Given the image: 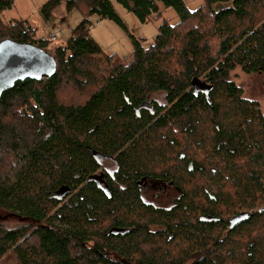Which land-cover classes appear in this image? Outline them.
Listing matches in <instances>:
<instances>
[{"label": "trees", "instance_id": "16d2710c", "mask_svg": "<svg viewBox=\"0 0 264 264\" xmlns=\"http://www.w3.org/2000/svg\"><path fill=\"white\" fill-rule=\"evenodd\" d=\"M14 1L0 0V40L45 50L48 34L36 36L24 20L4 25L1 13ZM201 1L195 9L184 0L42 5L46 20L62 4L82 19L54 45L51 76L0 93V208L23 222L0 224V259L11 252L20 264H264V110L230 79L237 67L264 74V0ZM114 4L142 24L160 7L178 20L164 19L146 47L131 37L132 53L121 59L89 35L104 19L126 29ZM62 85L70 90L60 99ZM152 93L164 94V104ZM145 102L152 110L137 116ZM203 147L208 153L197 154ZM195 175L217 193L192 184ZM145 179L178 194L158 205L161 192L146 196L138 185Z\"/></svg>", "mask_w": 264, "mask_h": 264}, {"label": "rangeland", "instance_id": "374dc122", "mask_svg": "<svg viewBox=\"0 0 264 264\" xmlns=\"http://www.w3.org/2000/svg\"><path fill=\"white\" fill-rule=\"evenodd\" d=\"M46 1L47 0H15L9 10L1 13V17L5 26H8V22L11 21L12 23L20 20L26 21L28 25L34 29L36 36L49 34L54 26L59 25L62 29L60 40L49 43L47 48H45V52L52 55L54 54V45L58 42H64L69 37L72 33V29L75 28L81 21L82 16L78 10L66 12L62 4L55 8L51 13L50 19L46 20L40 12L42 5ZM184 2L190 9H195L202 3L201 0H184ZM113 8L126 29H123L111 20L104 19L98 21L97 23H93V25L89 28V35L92 36L105 54L115 55L121 59L128 58L132 53L133 43L131 37L139 40L141 44L146 47L153 42V39L157 34L158 26L164 19L169 20L171 24L177 22L178 20V16L172 9H163V7H160V15L153 16L149 22L142 24L131 12L126 11L121 6L114 4ZM205 27L207 29L209 28L207 25ZM216 44V40H214L212 46ZM172 68L178 67L173 65ZM230 79L242 89L243 97L245 99L258 102L261 109L264 110V74H245L237 67L230 72ZM67 90L70 89L65 87V85L61 86L59 93L60 99L68 96H65V94H67ZM149 99L159 105L164 104V94L162 93H152L149 95ZM210 147L211 146L208 144V148ZM193 148L194 147L191 149ZM197 150V154L199 155L208 153L205 147L197 148ZM189 154L192 155V157H196L192 152H189ZM104 164H106L108 168L111 167L107 161L104 162ZM195 177L193 178L194 180L192 184L200 182L207 189V193L211 195H215L217 193V186L214 182L210 181V179H203L198 175H195ZM145 189H147V187ZM168 193L170 196L178 194L177 191L174 190L167 191L166 194ZM155 203L158 205H169L171 201L169 198H158ZM22 223L23 222L16 216L0 208V224L3 227L12 229L20 226ZM0 264L20 263L13 253L7 252L0 259Z\"/></svg>", "mask_w": 264, "mask_h": 264}, {"label": "water", "instance_id": "95a60500", "mask_svg": "<svg viewBox=\"0 0 264 264\" xmlns=\"http://www.w3.org/2000/svg\"><path fill=\"white\" fill-rule=\"evenodd\" d=\"M55 69V59L44 49L9 38L0 40V93L17 81L49 77ZM140 109L152 110L145 102L135 110L137 116ZM93 156L98 157L96 153H93Z\"/></svg>", "mask_w": 264, "mask_h": 264}, {"label": "flooded vegetation", "instance_id": "af4514ba", "mask_svg": "<svg viewBox=\"0 0 264 264\" xmlns=\"http://www.w3.org/2000/svg\"><path fill=\"white\" fill-rule=\"evenodd\" d=\"M139 186H142L144 188V192H145V195L146 196H150L151 194H154L155 192H153L154 189H157V186L159 189V192L160 193V197L164 198V199H168L169 200H173L175 198V195H171L167 193V191H171V190H174L175 191V188H173V186H171L170 183H167V182H162L160 180H157V181H153L151 179H145V180H142V182H140L138 184ZM147 187V189H145ZM169 195V196H168Z\"/></svg>", "mask_w": 264, "mask_h": 264}, {"label": "built area", "instance_id": "2783aa9c", "mask_svg": "<svg viewBox=\"0 0 264 264\" xmlns=\"http://www.w3.org/2000/svg\"><path fill=\"white\" fill-rule=\"evenodd\" d=\"M62 29L59 25L54 26L52 30L49 32L48 36L50 41L56 42L61 38Z\"/></svg>", "mask_w": 264, "mask_h": 264}, {"label": "crops", "instance_id": "0c3cea01", "mask_svg": "<svg viewBox=\"0 0 264 264\" xmlns=\"http://www.w3.org/2000/svg\"><path fill=\"white\" fill-rule=\"evenodd\" d=\"M92 37V36H91Z\"/></svg>", "mask_w": 264, "mask_h": 264}]
</instances>
